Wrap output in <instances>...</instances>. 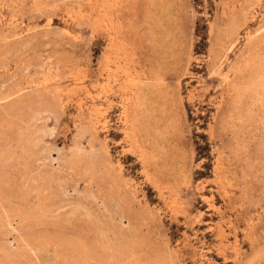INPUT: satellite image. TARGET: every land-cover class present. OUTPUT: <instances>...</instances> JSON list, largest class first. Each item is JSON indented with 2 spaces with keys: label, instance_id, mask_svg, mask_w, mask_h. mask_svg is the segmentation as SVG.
<instances>
[{
  "label": "rangeland",
  "instance_id": "obj_1",
  "mask_svg": "<svg viewBox=\"0 0 264 264\" xmlns=\"http://www.w3.org/2000/svg\"><path fill=\"white\" fill-rule=\"evenodd\" d=\"M263 35L264 0H0V264H106L134 228L264 264Z\"/></svg>",
  "mask_w": 264,
  "mask_h": 264
},
{
  "label": "bare ground",
  "instance_id": "obj_2",
  "mask_svg": "<svg viewBox=\"0 0 264 264\" xmlns=\"http://www.w3.org/2000/svg\"><path fill=\"white\" fill-rule=\"evenodd\" d=\"M263 33V32H262ZM262 33H260V35L262 34ZM258 35V34H257ZM263 37H264V35H263ZM262 37V38H263ZM256 38V37H255ZM250 39H251V37H250ZM257 40H258V38H256ZM255 39V40H256ZM264 39V38H263ZM254 40V39H253ZM252 40V41H253ZM259 41V40H258ZM257 41V42H258ZM258 43H261V42H258ZM252 44V43H251ZM262 45V44H261ZM251 47V46H250ZM256 47V46H255ZM259 47V46H258ZM262 47H263V45H262ZM252 48H254V47H252ZM260 48V47H259ZM245 49V48H244ZM264 49V48H263ZM250 51V50H249ZM247 52V51H246ZM255 52H257L256 50H255ZM255 52H253V53H255ZM262 52V51H261ZM243 53V52H242ZM264 53V52H263ZM262 53V54H263ZM241 54V53H240ZM246 54V53H245ZM249 54V53H248ZM258 54V56H259V53H257ZM244 55V54H243ZM256 56V55H255ZM261 56V55H260ZM240 57H241V55H240ZM243 57V56H242ZM252 57H254V56H252ZM262 57V56H261ZM264 57V56H263ZM255 58V57H254ZM244 59V58H243ZM242 59V60H243ZM251 59V58H250ZM253 59V58H252ZM260 59V58H259ZM239 60V59H238ZM256 60V59H255ZM254 60V61H255ZM248 61H249V59H248ZM260 61V60H259ZM245 62V61H244ZM251 62V61H250ZM263 62V61H262ZM262 62H260V64H262ZM257 63H258V61H257ZM264 63V62H263ZM239 64V63H238ZM242 64V63H241ZM237 65V64H236ZM240 65V64H239ZM252 65H254V64H252ZM258 65V64H257ZM238 67V66H237ZM262 67H264L263 66V64H262ZM262 67H261V70H262ZM241 68V67H240ZM244 68H245V66H244ZM232 69V68H231ZM230 69V70H231ZM235 69V68H234ZM260 69V68H259ZM258 69V70H259ZM237 70V69H236ZM260 70V71H261ZM233 71V70H232ZM239 71V70H238ZM248 71V70H247ZM240 72V71H239ZM249 72V71H248ZM231 73H233V72H231ZM242 73H246V72H242ZM252 73V72H251ZM255 73V72H254ZM261 73V72H260ZM244 75V74H243ZM262 75V74H261ZM260 75V76H261ZM235 76H236V72H235ZM253 76H255V75H253ZM252 76V77H253ZM245 77H247V76H245ZM258 77V76H257ZM256 78V77H255ZM229 79V78H228ZM231 79V78H230ZM233 79V78H232ZM241 79V78H240ZM257 79V78H256ZM226 80V79H225ZM237 80V79H236ZM243 80H245L246 81V79H243ZM258 80H259V78H258ZM253 82H254V80H252ZM257 81V80H256ZM262 81H264V80H262ZM236 82V81H235ZM109 83H110V81H109ZM108 83V84H109ZM239 83V82H238ZM241 83V82H240ZM247 83V82H246ZM229 84H231L230 82H229ZM244 84H245V82H244ZM255 85V87H259V86H261V84L259 83V82H256V83H254ZM243 85V84H242ZM108 86V85H107ZM234 86H235V84H234ZM238 86H240V85H238ZM264 86V85H263ZM103 87H104V85H103ZM228 87V86H227ZM253 87V86H252ZM107 88V87H106ZM251 88V87H250ZM260 88V87H259ZM258 88V89H259ZM238 89V88H237ZM229 90V89H228ZM239 90H240V87H239ZM246 90V89H245ZM257 90V89H256ZM260 90V89H259ZM108 91V90H107ZM238 91V90H237ZM104 92V91H103ZM239 92V91H238ZM246 92V91H245ZM248 92V91H247ZM252 92V91H251ZM253 92H254V89H253ZM258 92V91H257ZM249 93V92H248ZM256 93V92H255ZM263 93V92H262ZM109 94V93H108ZM110 94H111V92H110ZM232 94V93H231ZM240 94V93H239ZM244 94V93H243ZM257 94V93H256ZM230 95V94H229ZM253 95V94H252ZM100 96V95H99ZM117 96V95H116ZM226 96L228 97V95L226 94ZM239 96H241V95H239ZM243 96V95H242ZM249 96V95H248ZM251 96V95H250ZM254 96V95H253ZM262 96H263V94H262ZM231 99L233 98V96L231 97V96H229ZM258 97H259V95H258ZM261 97V96H260ZM237 98V97H236ZM243 98V97H242ZM246 97H244V99H245ZM251 98V97H250ZM111 99V98H110ZM230 99V100H231ZM247 99V98H246ZM260 99V98H259ZM104 100V99H103ZM230 100H228V101H230ZM227 101V100H226ZM233 101V100H232ZM235 101V100H234ZM240 101H242V100H240ZM250 101V100H249ZM248 101V102H249ZM251 101H253V100H251ZM260 101V100H259ZM262 101H263V99H262ZM54 102V101H53ZM106 102V101H105ZM111 102V101H110ZM246 102V101H245ZM258 102V101H257ZM261 102V101H260ZM55 103H57V102H55ZM109 103V102H108ZM251 103V102H250ZM253 103H254V101H253ZM264 103V102H263ZM60 104V103H59ZM107 104V103H106ZM111 104V103H110ZM109 104V105H110ZM230 104V103H229ZM234 104V103H233ZM242 104V103H241ZM255 104V103H254ZM58 105V104H57ZM228 105V104H227ZM226 105V106H227ZM262 105H264V104H262ZM138 106V105H137ZM225 106V107H226ZM229 106V105H228ZM232 106V105H231ZM231 106H229L230 108H231ZM246 106V105H245ZM249 106V104L246 106V107H248ZM253 106V105H252ZM255 106V105H254ZM253 106V107H254ZM256 106H257V104H256ZM111 107V106H110ZM240 108H241V106H239ZM250 107H251V104H250ZM261 107V106H260ZM106 108V107H105ZM123 108V107H122ZM137 108V107H136ZM236 108H237V106H236ZM235 108V109H236ZM252 108V107H251ZM229 109V108H228ZM228 109H227V111H228ZM234 108H232L231 110H233ZM239 109V108H238ZM242 109V108H241ZM250 109V108H249ZM261 109V108H260ZM102 110V109H101ZM106 110V109H105ZM108 110H109V108H108ZM226 110V109H225ZM245 110L247 111V109H245L244 108V111L242 112L241 111V113H244L245 114ZM262 110V109H261ZM122 111V110H121ZM235 111V110H234ZM238 110H236V112H237ZM250 111V110H249ZM259 111V110H258ZM257 111V112H258ZM110 112V111H109ZM252 111H250V113H251ZM260 112V111H259ZM104 113V112H103ZM103 113H101V114H103ZM220 113H222V112H220ZM235 112H233V114H234ZM240 112H238V114H239ZM252 113H254V112H252ZM108 114V113H107ZM123 114V112L120 114V115H122ZM231 114H232V112H231ZM237 114V113H236ZM223 115H224V113H223ZM240 115V114H239ZM254 115V114H253ZM255 115H257V113H255ZM126 116V115H125ZM236 116V115H235ZM259 116V115H258ZM102 117H104V116H102ZM108 117V116H107ZM226 117V116H225ZM238 117V116H237ZM240 117V116H239ZM239 117H238V119H239ZM251 117V116H250ZM256 117V116H255ZM134 118V117H133ZM226 118H228V117H226ZM225 118V119H226ZM241 118V117H240ZM243 118V117H242ZM246 118V117H245ZM249 118V117H248ZM224 119V118H223ZM233 119V118H232ZM237 119V118H236ZM236 119H234V121L236 120ZM251 119V118H250ZM249 119V120H250ZM92 120V119H91ZM97 120H99V119H97ZM246 120V119H245ZM94 121H96V118H95V120ZM99 121H101V120H99ZM103 121L104 120H102V123H103ZM106 121V120H105ZM225 121V120H224ZM228 121V120H227ZM231 121V120H230ZM246 121H248V119L246 120ZM97 122V121H96ZM128 122V121H127ZM226 122V121H225ZM244 122V121H243ZM249 122V121H248ZM95 123V122H94ZM94 123L92 124V125H94ZM100 123V122H99ZM224 123V122H223ZM227 123V122H226ZM242 123V122H241ZM97 124H98V122H97ZM220 124H221V122H220ZM244 124V123H243ZM246 124H247V122H246ZM102 125V124H101ZM107 125V124H106ZM105 125V126H106ZM222 125V124H221ZM230 125H233V124H230ZM235 125V124H234ZM242 125V124H241ZM245 125V124H244ZM255 125V124H254ZM261 125H262V123H261ZM97 126V125H96ZM104 126V125H103ZM102 126V127H103ZM225 126H226V124H225ZM263 126V125H262ZM108 127V126H107ZM229 127V126H228ZM234 127H236V126H234ZM233 127V128H234ZM239 127V126H238ZM241 127V126H240ZM255 127V126H254ZM226 128H227V126H226ZM225 128V129H226ZM243 128V127H242ZM99 129H100V127H99ZM126 129V128H125ZM238 130H240L239 128H237ZM248 129V128H247ZM245 130V129H244ZM250 130V129H249ZM256 130V129H255ZM233 131V130H232ZM243 131V130H242ZM257 131H259V130H257ZM240 132V131H239ZM233 133V132H232ZM242 133V132H241ZM243 134V133H242ZM238 135V134H237ZM258 137V136H257ZM259 139H260V137H259ZM263 139V138H262ZM258 141V140H257ZM262 141V140H261ZM263 143V142H262ZM258 144V143H257ZM260 145V144H259ZM238 146H239V143H238ZM260 147V146H259ZM237 148V147H236ZM259 149V148H258ZM237 150V149H236ZM264 151V150H263ZM262 151V152H263ZM235 152H237V151H235ZM255 152V151H254ZM257 152V151H256ZM231 154H232V152H231ZM234 155V154H233ZM236 157V156H235ZM234 157V158H235ZM262 157V156H261ZM109 159V158H108ZM264 162V161H263ZM262 162V163H263ZM259 163V162H258ZM257 163V164H258ZM260 164V163H259ZM111 167H113V166H111ZM105 168V167H104ZM253 168V167H252ZM116 169V168H115ZM122 169V168H121ZM105 170H106V168H105ZM107 170H109V168L107 169ZM120 171V170H119ZM236 171V170H235ZM250 172H251V170H250ZM114 176V175H113ZM219 176V175H218ZM105 177V176H104ZM124 186V185H123ZM118 190V189H117ZM122 199V198H121ZM123 200H124V198H123ZM125 202V201H124ZM207 204H209V203H207ZM124 205V204H123ZM126 208V207H125ZM126 211V210H125ZM125 213V212H124ZM145 217V216H144ZM201 218H202V214H200V215H198L197 216V221L198 222H201ZM140 225L138 224V227H139ZM107 230V229H106ZM233 233H234V237H235V235L237 234L236 233V231H235V229L233 228ZM152 233V234H151ZM109 234V233H108ZM125 234V233H124ZM154 237L155 236V234L153 233V232H151V231H147L145 234L143 233V230H142V228H134L133 229V231L131 232V234H130V238L129 239H126L127 240V243H125V245H118L117 247H116V256H115V258H113V256L111 255V248H110V246L108 245V244H106V245H104V254H105V259H106V264H166V254H165V246H161L160 244H159V242H154V243H152V239H151V237ZM126 237V236H125ZM167 249V248H166ZM97 251V250H96ZM94 252V251H93ZM151 253H153V257L151 256ZM224 253H226V252H224ZM264 253V252H263ZM85 255V254H84ZM150 256V257H149ZM149 257V258H148ZM153 259H152V258ZM225 257H226V255H225ZM246 257V256H245ZM91 258V257H90ZM94 258V257H93ZM96 258V257H95ZM102 258V257H101ZM152 259V260H151ZM242 259H243V257L240 259V258H238V260H240V262L242 261ZM101 260V259H100ZM237 260V259H236ZM244 260V259H243ZM90 261V260H89ZM227 261V258H225L224 259V262H226ZM86 262V261H85ZM101 262H103V261H101ZM237 262V261H236ZM244 261H242V263H243ZM99 262H97V264H98ZM228 262H226V263H224V264H227ZM241 263V264H242ZM101 264H103V263H101ZM105 264V263H104ZM171 264V263H170ZM240 264V263H239ZM244 264V263H243ZM245 264H246V262H245ZM252 264V263H251Z\"/></svg>",
  "mask_w": 264,
  "mask_h": 264
}]
</instances>
